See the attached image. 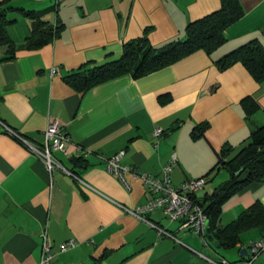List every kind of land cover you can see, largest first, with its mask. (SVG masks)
I'll return each mask as SVG.
<instances>
[{"label": "crops", "instance_id": "crops-1", "mask_svg": "<svg viewBox=\"0 0 264 264\" xmlns=\"http://www.w3.org/2000/svg\"><path fill=\"white\" fill-rule=\"evenodd\" d=\"M238 1L244 16L212 54L199 51L149 76H124L80 94L63 77L119 60L124 44L147 30L156 47L182 38L190 23L220 10L221 0H0V10L40 12L44 21L63 26L50 44L20 49L10 61L0 47V122L35 146L43 143L51 120L60 123L70 144L54 159L76 177L60 170L49 174L0 124V264H39L43 231L55 250L70 240L78 243L53 264H248L252 245L264 241L259 229L243 232L226 249L181 231L160 210L144 219L133 216L127 210L145 205L149 192L131 174L127 190L105 163L125 151L123 165L162 177L176 155L173 186L206 178L199 197L229 179L223 170L211 172L220 153L226 146L240 150L264 126V82L257 83L242 64L224 72L215 65L252 40L264 44V0ZM7 19L10 40L21 46L30 21L16 11L7 12ZM249 98L261 108L253 115L244 105ZM201 125L208 128L194 140ZM156 129L163 130L159 140ZM256 202L264 205V182L227 202L217 226L233 223ZM253 264H264V251Z\"/></svg>", "mask_w": 264, "mask_h": 264}, {"label": "trees", "instance_id": "trees-1", "mask_svg": "<svg viewBox=\"0 0 264 264\" xmlns=\"http://www.w3.org/2000/svg\"><path fill=\"white\" fill-rule=\"evenodd\" d=\"M11 11L19 12L30 21L29 35L21 46H16L7 34V27L12 23L7 19V12ZM243 16L244 11L238 0H221L220 10L190 23L182 38L156 47L149 42L147 30L143 37L124 44L119 60L95 67L82 66L63 77V81L77 93L85 94L99 85L124 76L133 79L149 76L199 51L212 54L227 42V29ZM62 27L58 22L51 24L44 21L40 12L13 8L0 10V47H6L7 55L4 60H12L15 52L20 49L30 51L50 44L59 36ZM236 64H242L257 83L264 82V44L259 40H252L215 62L220 72ZM244 105L248 115L261 110L259 104L251 98ZM207 128L208 125L197 127L192 138H201ZM220 170L225 171L229 179L212 194L198 197L196 202L208 216L215 242L222 248L231 249L239 242L240 235L247 230L257 228L264 234V205L260 202L243 212L233 223L224 228L217 226L227 202L247 186L264 182V126L256 128L247 144L240 150L235 152L226 146L211 172Z\"/></svg>", "mask_w": 264, "mask_h": 264}, {"label": "built area", "instance_id": "built-area-1", "mask_svg": "<svg viewBox=\"0 0 264 264\" xmlns=\"http://www.w3.org/2000/svg\"><path fill=\"white\" fill-rule=\"evenodd\" d=\"M4 132L15 139L29 153L39 159L45 166L46 171L50 174L53 170H60L68 175V173L56 160L55 153H65L70 140L65 133L63 126L57 121L51 120L44 132V140L41 145H32L20 134L14 132L6 125L2 124ZM163 134L162 129H156L154 136L157 140ZM126 155L125 151L113 155L105 159L107 171L116 176L122 185L127 189H131L128 174L134 179L142 181L144 187L149 192L148 202L139 207L135 211L127 212L140 219H144L146 215L160 210L164 216L171 222H178L180 230L192 232L205 244H209L207 228L209 219L203 208L196 202L200 193L207 185L206 178L192 179L185 181L179 187H175L171 181V173L177 164L176 155L172 156L171 162L162 170V177H155L145 174L123 165V159ZM76 178V177H75ZM79 181V180H78ZM161 234L172 237L166 231L159 230ZM40 261L39 264H53V260L57 254L65 253L77 247L78 243L73 240L62 243L55 250L54 245L46 231L40 234ZM93 241H91L92 243ZM252 255L248 264H253L264 251V241L256 242L252 245Z\"/></svg>", "mask_w": 264, "mask_h": 264}, {"label": "water", "instance_id": "water-1", "mask_svg": "<svg viewBox=\"0 0 264 264\" xmlns=\"http://www.w3.org/2000/svg\"><path fill=\"white\" fill-rule=\"evenodd\" d=\"M207 234H208V239H209V241H211V242H215V239H214V237H213L212 234H211V229H210V227H209V223H208V228H207ZM215 244H216L218 247H220V245L217 244V242H215Z\"/></svg>", "mask_w": 264, "mask_h": 264}, {"label": "rangeland", "instance_id": "rangeland-1", "mask_svg": "<svg viewBox=\"0 0 264 264\" xmlns=\"http://www.w3.org/2000/svg\"><path fill=\"white\" fill-rule=\"evenodd\" d=\"M224 175H226V176H227L226 172L224 173ZM209 190H211V186H210V189H208L207 191H209Z\"/></svg>", "mask_w": 264, "mask_h": 264}]
</instances>
